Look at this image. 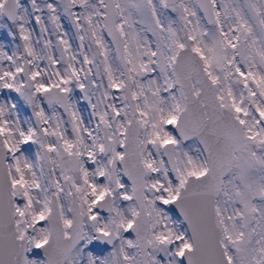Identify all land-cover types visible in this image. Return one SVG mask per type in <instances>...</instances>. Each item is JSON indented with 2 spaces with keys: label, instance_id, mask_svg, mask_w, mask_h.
Returning a JSON list of instances; mask_svg holds the SVG:
<instances>
[{
  "label": "snow or ice",
  "instance_id": "1",
  "mask_svg": "<svg viewBox=\"0 0 264 264\" xmlns=\"http://www.w3.org/2000/svg\"><path fill=\"white\" fill-rule=\"evenodd\" d=\"M0 264H264V0H0Z\"/></svg>",
  "mask_w": 264,
  "mask_h": 264
}]
</instances>
